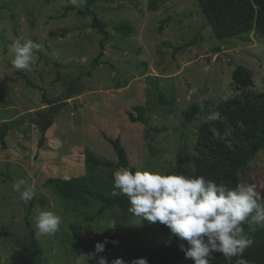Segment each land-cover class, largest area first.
I'll return each instance as SVG.
<instances>
[{"label":"rangeland","instance_id":"obj_1","mask_svg":"<svg viewBox=\"0 0 264 264\" xmlns=\"http://www.w3.org/2000/svg\"><path fill=\"white\" fill-rule=\"evenodd\" d=\"M66 6L71 8L61 17ZM154 8V9H153ZM69 0H0V130L16 120L0 149V264H26L31 259L24 248L30 229L42 251L43 264H75L79 254L91 252L103 241L120 214L117 208L99 212L101 204L87 206L65 201L46 183L48 178L91 176L113 191L116 155L105 136L119 137L130 165L162 174L171 173L177 152L185 143L194 156L199 125L222 100L239 94L231 79L232 69L243 65L252 72L253 85L245 91L264 88V39L255 32L217 39L203 23L196 0H97L90 10L105 24L102 64L89 65L99 51L102 36L91 27V15L81 16ZM169 18V21L162 23ZM133 27L121 36L116 27ZM196 38V42L184 46ZM31 39L40 47L31 70H16L9 49L14 41ZM90 72L89 76L85 75ZM80 75L81 90L64 100L38 147L37 112L50 105L43 99L61 96L64 81ZM193 104L199 112L190 122L183 114ZM144 107L145 123L130 122L127 112ZM89 149L97 160L85 161ZM239 184H252L264 203V148L238 171ZM23 179L34 186L35 203L25 224L28 204L12 191ZM98 187V188H103ZM43 200V205L40 204ZM62 218L59 231L35 235V220L41 211ZM125 223L117 235L116 258L131 264L138 248H161L171 240L170 230L160 223ZM75 226V228H72ZM246 236L259 227L242 225ZM101 231V232H100ZM94 258L88 264H95Z\"/></svg>","mask_w":264,"mask_h":264},{"label":"trees","instance_id":"obj_2","mask_svg":"<svg viewBox=\"0 0 264 264\" xmlns=\"http://www.w3.org/2000/svg\"><path fill=\"white\" fill-rule=\"evenodd\" d=\"M97 0H87L83 10H77L81 16L91 15V27L101 36L99 51L92 58L89 65L94 69L102 64L103 43L108 40V34L105 30V24L90 10V5ZM196 6L203 23L211 27L214 36L217 39L227 37H240L249 32H255L264 39V0H196ZM71 7L66 6L61 17H66ZM154 9V8H153ZM169 21V18L162 23ZM116 31L121 36H128L133 32V27L123 22L116 27ZM196 42V38L184 44L191 45ZM90 72L85 75L89 76ZM80 75L73 79L65 80V89L61 96L49 99L43 93V99L50 105L46 110L37 112V125L39 129L38 147L43 145L45 132L52 125L54 115L58 109L65 105L64 100L81 90L79 85ZM231 79L237 90H242L239 94L222 100L216 106L215 111H219L227 119L223 121L204 122L199 125L197 135L193 146L194 156L191 159L187 155L185 143L181 144L177 152L175 167L171 173L183 174L185 176H203L217 183L223 182L229 187H235L239 184L238 171L245 167L250 159L261 149L264 148V88L259 92L245 91L253 85L252 72L243 65H236L231 72ZM133 112H127V118L130 122L145 123L147 117L144 107L134 105ZM198 105L193 104L183 114L185 122H190L193 116L198 114ZM16 120L5 122L0 130V149L7 148L5 137L10 128L16 125ZM238 123L242 127H238ZM211 126L224 131L226 127L233 129L230 137L226 140L214 139L209 131ZM105 139L111 145L116 155V169L126 167L135 171L134 166L130 165L126 151L119 137ZM84 159L99 165L105 164L96 159L93 152L89 149L84 150ZM0 175L6 176L4 173ZM47 184L53 186L55 193L65 201H73L82 206H87L90 200H95L101 204L99 212L107 208H117L120 214L115 217L116 225L112 232L106 237L109 241L117 240L119 231L123 225L132 220L133 216L128 212V198L124 195L113 197L102 190L103 184L91 176H74L71 178H48ZM103 188H98V187ZM25 215V224L31 228L29 214L35 203V198L28 202ZM43 205V200H40ZM75 228V226H72ZM253 240L252 245L243 253V259L247 264H264V227L257 228L250 236ZM105 240V239H104ZM103 240V241H104ZM181 241L174 235L171 236L169 243L161 248H138L134 252V258L144 257L148 264H194L192 259H186L184 252L180 250ZM186 244V242H185ZM115 245L107 243L105 251L98 255L105 256L109 264L115 256ZM31 254V259L26 260V264H43L42 251L33 236V230L30 229L29 241L24 246ZM94 246L91 248L93 252ZM211 264H236L238 257L226 260L222 254L214 253ZM95 263V258H94Z\"/></svg>","mask_w":264,"mask_h":264},{"label":"clouds","instance_id":"obj_3","mask_svg":"<svg viewBox=\"0 0 264 264\" xmlns=\"http://www.w3.org/2000/svg\"><path fill=\"white\" fill-rule=\"evenodd\" d=\"M86 2L69 0L76 8L83 7ZM39 47L31 39L23 43L14 41L9 49L12 66L16 70H31L37 58L34 50ZM226 119L219 111H213L206 117L210 123ZM237 126L242 127L239 123ZM209 131L214 139L226 140L233 129L226 127L220 131L211 126ZM112 183L113 197L124 195L128 198V212L135 218L132 224L147 221L165 225L181 241L179 248L185 258L192 259L194 264H211L214 253L222 254L226 260L238 257L236 264H247L242 258L243 253L253 240L243 233L242 225H264V203L259 202L261 193L252 184L240 183L229 187L203 176L162 174L143 169L132 171L126 167L114 171ZM12 191L27 204L34 198L36 189L19 179L13 182ZM61 222V216L53 211H41L35 220V235H54L59 231ZM115 225L113 221L104 230ZM107 243L118 244L119 241L105 238L96 242L93 252L79 254L75 264H88L93 258L95 264H109L105 256L98 255L105 251ZM110 264H125V261L117 257ZM131 264H148V261L139 257L134 258Z\"/></svg>","mask_w":264,"mask_h":264}]
</instances>
